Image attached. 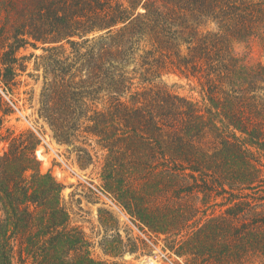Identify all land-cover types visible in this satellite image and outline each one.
I'll return each mask as SVG.
<instances>
[{
  "label": "trees",
  "instance_id": "16d2710c",
  "mask_svg": "<svg viewBox=\"0 0 264 264\" xmlns=\"http://www.w3.org/2000/svg\"><path fill=\"white\" fill-rule=\"evenodd\" d=\"M252 38L264 54V0H0V81L25 71L22 49L43 46L39 116L81 167L89 142L105 153L106 193L175 237L190 264H264V64L234 53ZM166 75L195 82L201 101L172 93ZM4 107L0 264H120L93 258L63 186L41 172L40 141L4 134ZM182 193L211 215L198 219Z\"/></svg>",
  "mask_w": 264,
  "mask_h": 264
},
{
  "label": "rangeland",
  "instance_id": "374dc122",
  "mask_svg": "<svg viewBox=\"0 0 264 264\" xmlns=\"http://www.w3.org/2000/svg\"><path fill=\"white\" fill-rule=\"evenodd\" d=\"M234 53L248 67L257 66L259 63L264 64V54L257 38L236 43ZM45 55L43 46L38 49L31 47L22 49L17 58H24L25 71H20L19 66L23 64L20 62L16 64L18 76L13 81L6 85L0 81V97L5 104L4 108L10 112L4 122V134L12 133L18 136L30 131L37 136L40 144L35 155L41 172L51 173L63 186L62 199L69 212L71 225L82 230L91 244L94 259L120 264H146L150 259H161V252H166L177 264H190V257L176 255L175 248L178 241L173 243L175 237L150 232L118 203L114 195L106 193L101 188L105 153L94 141L89 142L93 161L87 167H81L74 147L60 144L54 139L49 125L38 112L39 97L45 80L42 60ZM163 82L172 93L201 101L195 82H189L186 78L177 75H166ZM7 149L8 142L1 143L0 155H3ZM181 195L184 196L182 201L187 204L185 206L190 205L197 209L198 219L204 212L211 215V209L206 210L207 208L201 203L202 195L199 198L183 193ZM105 196L113 199L127 213L136 228L132 223L120 219L118 214L106 205ZM163 199L166 201L168 198L163 197ZM171 200L177 201L172 194ZM139 231L144 232L153 245L146 243ZM184 236L186 231L181 240ZM110 251L115 252L116 257H111L108 253ZM119 252H121L120 255ZM15 264H19L17 257ZM247 264L261 263L258 258L253 257Z\"/></svg>",
  "mask_w": 264,
  "mask_h": 264
},
{
  "label": "built area",
  "instance_id": "2783aa9c",
  "mask_svg": "<svg viewBox=\"0 0 264 264\" xmlns=\"http://www.w3.org/2000/svg\"><path fill=\"white\" fill-rule=\"evenodd\" d=\"M78 179L80 178L78 177ZM105 201H106V205L109 206V208L113 209L118 214L120 219L125 220L127 223H132L127 213L121 207H119V205L113 199H111L108 196H105ZM132 225L135 227L133 223ZM139 232L140 234H142L143 240L146 243L153 245L151 239L147 237L144 232L142 231ZM146 264H177V262H175L174 258L170 257L168 253L161 252V259H150Z\"/></svg>",
  "mask_w": 264,
  "mask_h": 264
}]
</instances>
